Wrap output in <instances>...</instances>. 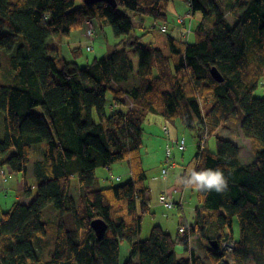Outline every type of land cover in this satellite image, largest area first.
<instances>
[{
	"label": "trees",
	"instance_id": "trees-1",
	"mask_svg": "<svg viewBox=\"0 0 264 264\" xmlns=\"http://www.w3.org/2000/svg\"><path fill=\"white\" fill-rule=\"evenodd\" d=\"M169 1L116 0L112 7L105 2L76 5V0H0V56L7 63L0 69L3 80V69L9 76L0 83V173L21 174L18 187L26 197L35 191L29 204L0 214L2 264H120V241L130 247L123 264H206L189 240L196 233L205 236L212 225L219 233L209 239L219 246L208 244L207 251L217 264L220 242L227 238L220 237L222 228L230 233L233 217L239 228L234 264H264V97L253 96L264 75V0H179L190 6L189 16L197 10L202 16L192 42L187 39L192 30L187 32L184 23L188 14L174 17L177 25L166 20L162 4ZM226 13L235 15L233 23ZM137 15L165 22L159 31L166 33L169 55L144 42L146 32L129 36ZM86 19L93 25L108 22L114 35L124 37L109 54L80 67L74 61L82 54L80 47H70L73 61L55 47L70 44L72 31L83 28ZM212 67L221 82L212 78ZM151 112L162 120L179 119L205 140L221 125L237 122L252 142L254 157L242 163L237 144L216 135L215 149L198 146L193 168H219L227 190L194 191L199 207L194 222L182 225L183 234L177 230L172 237L153 225L149 236L139 240L142 214L149 209L141 148L144 120ZM37 146L43 153L33 162L30 188L26 173ZM120 161L129 163L130 178L97 186L96 169L107 171ZM173 202L182 209V202ZM50 204L60 222L43 259L35 244H46L50 226L42 216ZM96 218L107 225L100 239L90 224ZM176 243L190 251L188 257H176Z\"/></svg>",
	"mask_w": 264,
	"mask_h": 264
},
{
	"label": "rangeland",
	"instance_id": "rangeland-1",
	"mask_svg": "<svg viewBox=\"0 0 264 264\" xmlns=\"http://www.w3.org/2000/svg\"><path fill=\"white\" fill-rule=\"evenodd\" d=\"M82 1L83 0H76V5H79ZM239 1L245 4L248 0ZM162 6H164V12L166 14V20L168 22L173 21L174 17H176L178 14L184 15L187 14L190 10V6L186 2L179 0H170L169 2L162 4ZM170 7L174 8L175 12H171ZM226 18L230 23H233L235 20V15L226 13ZM132 20L134 23V27L132 28L129 36H140L141 34L146 32L143 41L152 43L154 46L159 47L164 55H169L166 33H160L159 31L160 26L165 22L160 23V21H157V23H155L153 18L146 15H137L133 17ZM200 22H202V16L199 10L195 12L194 16L187 15L184 23L188 25L187 32L189 30H192L187 36V39L190 42L194 40L193 29ZM208 23L211 25L213 21H209ZM94 25L95 30L90 41L87 39L88 36H86L83 29L81 28L72 31L71 37L68 39V41L70 40V44L62 43L60 51L67 60H70L72 56L70 47H80L82 49V54L79 57L75 58V62L78 66L83 67L94 58L104 57L109 54L112 51L114 45L124 37L114 35L108 22H102L101 24L98 22H94ZM64 41L67 42V39L64 38ZM87 45H91L92 50H85V46ZM6 64V57L0 56L1 68L5 67ZM3 72L5 75L4 80L2 71L0 69V83L6 82L9 78L7 69H3ZM263 77L259 80V83L257 84V87L253 92V96L255 97H264V84L262 81ZM130 79L134 78L131 77ZM206 100L209 102L212 100L211 93H207V96L205 97V101ZM205 107V105H202L203 110L205 109ZM154 114L157 115L156 113ZM153 117L154 116H152V118H147L146 122L143 125V146L141 148V154L143 167L147 177L146 185L149 187V209L146 213L142 214L141 232L138 237L139 240H143L149 236V231L153 225H159L164 231L170 233L172 237H174L178 230V227H181L183 224L187 225L188 223L192 224L194 222L196 218L195 208L199 207V204L196 201L195 192L185 189L179 183L180 176L176 181H173L170 184H173L172 186L166 185L162 192H160L161 187L158 185V183L160 182V180H162V178H168L169 180V176L172 180L174 173H178V171H185L189 173L194 166L195 154L198 150V146L210 150L215 149L214 135H216L222 138L226 137L232 139L240 149L241 158L245 164L251 162L253 159L252 157H254L252 142L249 138L242 135L238 128L237 122L221 125L214 135L209 136L205 140L203 138L198 139L196 137L195 130L183 126L181 121L177 118H169L168 120H164L165 123L160 126L156 125L153 122ZM163 143L164 155L161 160V158L157 155V152L161 149ZM181 143H183V146H181ZM146 145L148 146L147 150ZM171 149L173 151H171ZM42 153L43 147L41 146L34 147L32 150L30 161L28 164V171L26 173L27 187L33 188L34 179L31 174L32 165L35 160L41 158ZM163 161L164 163H162ZM111 167L113 170V174H117L116 176L110 175L108 171H104L103 168L99 167L96 169V177L98 179L96 182L97 186L103 187L106 185H117L127 181L130 178V165L127 161L113 163L111 164ZM121 169L124 170L123 174H119V170ZM20 177L21 174H8L5 171H2L0 173V214L11 210L13 208V205H16L18 203H22L25 205L29 204L32 197H34L35 191H32V197H26L23 194V191L18 187V179ZM106 178L108 180H105ZM173 186H176L178 188H174ZM71 187V193L73 192L72 195L76 200L79 196V190H77L78 182L75 178L72 179ZM174 189H178L177 196H180L181 193H183L184 195V206L182 207V210L170 206V203H174L171 195ZM175 192H177V190H175ZM159 201H163L166 207ZM42 219L43 221L46 220L48 226H50L48 228L49 234L45 237L46 241H42L46 242V244L43 247L42 243L34 244L39 257L48 259L49 252L52 249L50 240L54 232L59 227L58 224L60 222V219L59 214L51 204L43 210ZM65 220L68 222V217H66ZM67 222H64V225L66 227H69L70 224ZM223 229H226L225 233L222 232ZM207 230L208 232L204 234L205 236H201L199 233H196L194 237L190 238V245L192 249L196 250L197 253L200 254V256H197L204 263L212 264L210 255L207 251V245L209 244V238H211L214 234H218L219 231L216 232L217 228L213 225L210 226ZM222 231L220 234L221 238L226 236L227 238H231L233 244H236V239L239 235L237 218H232V231L230 230V233H228L229 230L227 227H223ZM231 232L233 234H231ZM234 247L232 249H234ZM189 254V250H184L180 243H176V257H188ZM129 255L130 247L128 242L120 241L119 263L123 264V262L129 258ZM233 257L234 251L229 252V255L226 257V259H224L223 254H221L217 264H234ZM135 261L136 258L134 259V262Z\"/></svg>",
	"mask_w": 264,
	"mask_h": 264
},
{
	"label": "clouds",
	"instance_id": "clouds-1",
	"mask_svg": "<svg viewBox=\"0 0 264 264\" xmlns=\"http://www.w3.org/2000/svg\"><path fill=\"white\" fill-rule=\"evenodd\" d=\"M179 183L185 189L193 190L200 193H208L212 191H215L216 193H223L227 190L228 187L227 178L224 176L223 172L219 168H208L201 171H197L195 170V168H193L192 171H190L179 179ZM180 228H183V232L180 231ZM184 231L185 230L183 226L179 227V232L181 234H183ZM221 254H223L222 251Z\"/></svg>",
	"mask_w": 264,
	"mask_h": 264
},
{
	"label": "crops",
	"instance_id": "crops-1",
	"mask_svg": "<svg viewBox=\"0 0 264 264\" xmlns=\"http://www.w3.org/2000/svg\"><path fill=\"white\" fill-rule=\"evenodd\" d=\"M170 9H171V12L173 11L174 12V8H171L170 7ZM172 23H175V25H177V22H176V20H174V21H172ZM180 29V28H179ZM177 31H178V27L176 28V33H177ZM152 116H154L153 117V122L156 124V125H162V124H164L165 123V121H164V119L162 120V117L159 115H155V114H152V113H148V118H152ZM166 124H167V122H166ZM147 148H148V146L146 145V150H147ZM172 154H173V152H172ZM157 155L161 158V160H162V157H163V155H164V143H163V146L161 147V149L157 152ZM239 156H240V160H241V162L242 163H244L243 161H242V158H241V152H240V149H239ZM192 170V169H191ZM183 172H185V171H183ZM124 173V170L123 169H121V170H119V174H123ZM187 173V172H186ZM181 174H182V172L181 171H178V173H174V175H173V178H172V180H171V177L169 176V180H168V178H162V180H160V182L158 183V185L161 187V189H160V192H162V190L164 189V187L167 185H169V186H172V185H170L173 181H176L177 179H178V177L180 176V178H181ZM171 180V181H170ZM174 188H178V187H176V186H173ZM172 187V188H173ZM175 190H177V192H175ZM177 193H178V189H174V191L172 192V198H173V200H178V201H180V202H182L183 203V206H184V202H183V200H184V195H183V193H181V195L180 196H177ZM175 196V197H174ZM160 202V201H159ZM161 203V202H160ZM182 210V209H181ZM196 235V234H195ZM195 235H193L192 237H194ZM191 237V238H192ZM189 245H190V241H189ZM190 248L192 249V247H191V245H190ZM193 251H194V253L196 254V255H198V256H200V254H198L197 253V251L196 250H194V249H192Z\"/></svg>",
	"mask_w": 264,
	"mask_h": 264
},
{
	"label": "water",
	"instance_id": "water-1",
	"mask_svg": "<svg viewBox=\"0 0 264 264\" xmlns=\"http://www.w3.org/2000/svg\"><path fill=\"white\" fill-rule=\"evenodd\" d=\"M97 2H105L112 7H116L117 5L116 0H84V3L86 4H95ZM210 73H211L212 78L215 81H218V82L222 81V76L215 67H212L210 69ZM90 224L94 230L96 238L97 239L102 238L104 233L106 232V228H107L106 222L100 218H96V219H93ZM209 245L213 249H217L218 241L216 239L209 240ZM0 264H2L1 259H0Z\"/></svg>",
	"mask_w": 264,
	"mask_h": 264
},
{
	"label": "bare ground",
	"instance_id": "bare-ground-1",
	"mask_svg": "<svg viewBox=\"0 0 264 264\" xmlns=\"http://www.w3.org/2000/svg\"><path fill=\"white\" fill-rule=\"evenodd\" d=\"M83 2H84V0H83ZM117 3V2H116ZM117 6V5H116ZM188 14V13H187ZM189 15V14H188ZM132 19H133V17H132ZM133 21V20H132ZM134 24V23H133ZM83 29V31H84V33L86 34V36H88L87 37V39L90 41L91 40V38H92V35H93V33H94V30H95V27H94V25H93V22L92 21H89V20H85V23H84V27L82 28ZM144 38V37H143ZM56 49H58L59 51H60V48L58 47V46H56L55 47ZM85 50H87V51H89V50H92V46L91 45H87V46H85ZM60 53H61V51H60ZM62 54V53H61ZM63 56V55H62ZM64 57V56H63ZM72 57L73 56H71V59H70V61L72 60L73 61V59H72ZM65 58V57H64ZM101 58V57H100ZM66 59V58H65ZM95 59H99V58H94L92 61H94ZM75 61V60H74ZM92 61H90V62H92ZM89 62V63H90ZM88 63V64H89ZM77 64V63H76ZM87 65V64H86ZM85 65V66H86ZM80 67H82V66H80ZM84 67V66H83ZM152 113V112H151ZM152 114H154V113H152ZM148 116V114L146 115V120H147V117ZM146 120H144V123L146 122ZM144 125V124H143ZM171 151H173L172 149H171ZM162 163H164V161L162 162ZM107 171H108V173L110 174V175H112V176H116V175H114L113 174V170H112V167H111V165L109 166V167H107ZM172 207L173 208H180L179 206H173L172 205ZM178 232H179V227H178Z\"/></svg>",
	"mask_w": 264,
	"mask_h": 264
},
{
	"label": "built area",
	"instance_id": "built-area-1",
	"mask_svg": "<svg viewBox=\"0 0 264 264\" xmlns=\"http://www.w3.org/2000/svg\"><path fill=\"white\" fill-rule=\"evenodd\" d=\"M181 146H183V143H181ZM161 203L165 206V203L163 201H161ZM170 206H172V203H170ZM180 231L183 232V228H180ZM234 246L235 245L233 244L231 238H226L221 241L220 247L222 249L224 259H226V257L229 255V252L234 251V249H232Z\"/></svg>",
	"mask_w": 264,
	"mask_h": 264
}]
</instances>
